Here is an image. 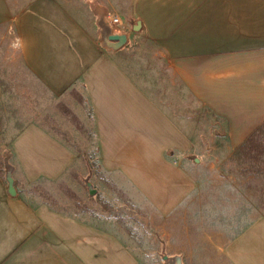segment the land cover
<instances>
[{"label":"crops","instance_id":"0c3cea01","mask_svg":"<svg viewBox=\"0 0 264 264\" xmlns=\"http://www.w3.org/2000/svg\"><path fill=\"white\" fill-rule=\"evenodd\" d=\"M127 1L134 36L124 30L130 45L119 49L104 45L100 30L62 0H31L20 9L0 0V23L10 24L27 68L53 94L83 85L103 167L131 173V182L167 209L183 195L182 169L167 151L197 141V111L187 116L185 106L200 104L225 119L233 147L264 120V0ZM149 41L155 49L133 53ZM14 150L30 181L57 177L76 159L37 125L18 135ZM100 224L32 205L0 179V264H138ZM254 236L228 247L239 264L243 242ZM259 246L257 264H264L263 235Z\"/></svg>","mask_w":264,"mask_h":264},{"label":"rangeland","instance_id":"374dc122","mask_svg":"<svg viewBox=\"0 0 264 264\" xmlns=\"http://www.w3.org/2000/svg\"><path fill=\"white\" fill-rule=\"evenodd\" d=\"M8 1L20 9L31 0ZM62 1L96 29L100 30L98 22L103 17L113 31L125 30L134 36L124 16L127 0ZM116 16L122 18L121 23L111 19ZM15 38L10 24L0 23V179L4 186L12 182L17 188L12 195L88 223L100 222L133 251L138 264H239L228 247L248 235L255 236L243 242V264H257L262 252L259 239L264 236V120L233 147L225 119L200 104L185 106L187 116L194 117L197 111V141L190 147L183 143L186 150L167 151L182 169L183 195L176 205L163 209L156 205L157 197L155 201L132 183L135 176L131 173H111L101 164L83 85L53 94L29 71L20 46L10 47ZM140 45L134 54L155 49L151 41ZM13 53L14 59H9ZM32 125L75 152V161L63 174L34 181L26 178L14 147L18 135ZM153 179L157 181L156 176ZM161 184L170 182L163 179Z\"/></svg>","mask_w":264,"mask_h":264},{"label":"water","instance_id":"95a60500","mask_svg":"<svg viewBox=\"0 0 264 264\" xmlns=\"http://www.w3.org/2000/svg\"><path fill=\"white\" fill-rule=\"evenodd\" d=\"M99 26H100V37L104 45L109 48L119 49L122 46L128 43V35L125 32H115L113 31L111 25L104 20L103 17L99 19ZM140 26V21L134 24L133 28L138 30ZM9 191L11 194H15L16 190L11 182L9 184Z\"/></svg>","mask_w":264,"mask_h":264},{"label":"clouds","instance_id":"9594fccd","mask_svg":"<svg viewBox=\"0 0 264 264\" xmlns=\"http://www.w3.org/2000/svg\"><path fill=\"white\" fill-rule=\"evenodd\" d=\"M17 40H19V38H15L11 43H10V47L13 49L18 48L20 45L17 43ZM15 53H13V55L9 56V59H14Z\"/></svg>","mask_w":264,"mask_h":264},{"label":"built area","instance_id":"2783aa9c","mask_svg":"<svg viewBox=\"0 0 264 264\" xmlns=\"http://www.w3.org/2000/svg\"><path fill=\"white\" fill-rule=\"evenodd\" d=\"M111 19L114 21H118L120 23L122 22V18L120 16H116V17L111 18ZM17 43L20 45V40H17Z\"/></svg>","mask_w":264,"mask_h":264},{"label":"trees","instance_id":"16d2710c","mask_svg":"<svg viewBox=\"0 0 264 264\" xmlns=\"http://www.w3.org/2000/svg\"><path fill=\"white\" fill-rule=\"evenodd\" d=\"M251 137H252V136H251ZM251 137H250V138H251Z\"/></svg>","mask_w":264,"mask_h":264}]
</instances>
